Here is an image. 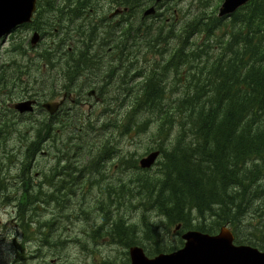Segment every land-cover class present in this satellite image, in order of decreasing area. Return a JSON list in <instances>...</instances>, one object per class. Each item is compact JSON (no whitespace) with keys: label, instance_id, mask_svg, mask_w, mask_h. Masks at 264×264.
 Returning a JSON list of instances; mask_svg holds the SVG:
<instances>
[{"label":"trees","instance_id":"obj_1","mask_svg":"<svg viewBox=\"0 0 264 264\" xmlns=\"http://www.w3.org/2000/svg\"><path fill=\"white\" fill-rule=\"evenodd\" d=\"M96 1L40 0L43 15L39 19L44 21L45 30L58 28L62 32L61 42L69 40L77 44L82 40L83 46L77 49L80 56L72 51L68 56L71 60L62 67L79 68V75L84 69L93 87L102 93L109 91L105 86L114 78L117 67L126 69L128 65L127 71L119 74L120 79L129 77V73L131 78L143 77L136 89L130 87L129 130L136 125L140 126L139 132L152 129L147 149H159L161 160L157 173L145 178L138 172L131 179L145 184L143 190H136L138 197L141 196L137 202H144L141 207L145 238L140 240L134 236L131 221L124 218L114 221L111 237L126 248L142 245L144 241L153 242L143 246L149 256L179 249L183 240L161 247L159 228L155 230L150 214L157 212L165 218L164 232H171L180 225L178 234L189 229L214 234L229 225L236 230V243L241 244L238 237H241V222L247 214L264 216V0H252L233 15L222 18L218 17L217 8L223 0H215L211 13L194 14L182 26H178L179 13H173L171 22L165 16L180 0L159 3L156 0H114L118 7H128L123 16H127L128 26L103 27L92 18H89L91 24L77 25V14L89 5L93 6L92 10L96 9ZM150 5L155 6L157 12L145 17L143 12ZM65 14H68L67 19ZM151 18L154 23L149 22ZM32 24L40 28L35 19ZM175 39L176 45L173 44ZM148 54L157 61L147 67L145 73L137 63ZM105 57L109 60L102 62ZM45 61L49 68V57ZM70 72H66V76ZM50 74L33 75V89L42 90L36 88V84L61 82L60 75ZM97 82L103 85L96 86ZM27 85L26 80L25 87ZM124 102L125 97L109 99L106 111L115 110L112 105L122 108ZM79 113L77 110L76 115ZM58 124L50 119L49 123L29 126L35 134L29 142L28 129L25 134L28 142L25 151L30 153L27 158L33 160L34 151L42 149L46 126L48 136L58 134L67 126L74 128L78 140H71L73 151L106 153L97 158V167L112 157L111 151H116L113 141L101 132L109 127L118 128V122L95 125L85 120L78 126L70 119ZM137 167L142 173L150 171ZM126 192L130 201L123 203H129L132 210L137 203L131 200L133 193ZM0 194L6 198L0 205L11 202L8 191H0ZM255 206H259L256 211ZM259 233L261 228L247 237L252 245L264 250V238L259 237ZM256 235L260 239H255Z\"/></svg>","mask_w":264,"mask_h":264},{"label":"rangeland","instance_id":"obj_2","mask_svg":"<svg viewBox=\"0 0 264 264\" xmlns=\"http://www.w3.org/2000/svg\"><path fill=\"white\" fill-rule=\"evenodd\" d=\"M100 1L102 4L106 5L107 8L110 7L111 0ZM214 1L215 0H180L177 5H172L171 9L167 8L169 11L165 14V16L168 17V22H171L173 13H179L180 22L178 23V26H182L187 20L191 19L194 14H198L200 12H206L207 14L211 13V4L214 3ZM221 4L222 2L220 3V6ZM152 6L153 5H150V7ZM220 6H218L217 8V13ZM92 7L93 6L89 5L85 7V9H83L84 12H80V20L78 19L75 22L77 25L91 24L89 18H92L94 20L91 14ZM116 7L117 5L114 4V7L109 10V12L114 11ZM140 16H142V12ZM125 18H127V16ZM154 21V18H151L149 20L150 23H154ZM124 24L125 26H128L129 21H125ZM121 27H118L117 29H120ZM50 32L54 33V30H50ZM46 40V43L44 42L40 47V50L38 51L39 55L49 46L51 42L49 39ZM65 43L66 44L64 46H60L58 50L51 48L49 53L50 70L61 68L63 66V63H58L57 61L61 56L65 55L70 57L72 51L77 53V49L83 46L82 40H80V43L77 44H75L74 41H67ZM173 44H177L176 39L173 40ZM36 57H38V55H36ZM156 61L157 58H155L152 54H148L145 56V58H141L137 64H139L140 68L146 73L147 67L152 66ZM127 63L129 64V62ZM127 66L126 69L120 68L119 70H117L114 78L110 79V84L105 86V88L108 87L109 91H104V93H102L101 90H98V94L96 97L88 96V92L91 88H94V84L91 83V80L85 73L84 69L80 73V82L83 83L82 87H84V98L87 99L88 104L85 107L75 106L74 108L81 109L82 115L79 116L81 114L79 113L78 115L71 117L70 119H72V122L76 123V125L78 126L82 125L83 121L85 120H88L95 125L106 121L118 122V128L114 129L112 127H109L107 131L101 132L105 134L106 139L108 136L109 139L113 141L116 151H111L113 152L112 157L106 159L105 162L98 167L97 158L100 155L104 156L106 153L102 151H79L77 163L74 164L78 169L76 177L80 176L82 170L86 172V168H89L90 170L92 169L94 172L91 173V171H89L88 174L84 178H82V185L80 187L66 186L62 191L66 200L79 198L87 199L86 203L90 204L91 210L96 211V214H94L93 216L97 220L98 229L100 227H109L105 226V219H112V221L114 222L115 220L124 218L131 221V224L133 225L132 231L135 232L133 235H136L138 239L142 240L143 238H145V232L142 228V226L144 225V212L143 207H141L144 202H137L138 199L141 198V196L139 195L138 197L136 190H143L145 184L144 182L137 183L135 181H131V179H134L137 176L138 172H140L141 176L145 178L149 175L157 173V170L159 168L158 162L161 160V157L158 159L155 165L151 167L148 173H142L139 167H137L140 164V160L152 152V150L148 151L147 149L150 145L149 136L152 129L150 131H145V129L139 132L140 126L136 125L132 126V129L129 130L130 108L128 104L131 100L130 87L132 86L133 90L136 89L137 85L142 83L143 77L137 78V76H134L133 78H131V73H129V77L120 79L119 74L126 72ZM131 70V72H135V70ZM50 75L59 74H57V71H55ZM26 80L28 81L27 89H33L32 76ZM100 85H103V83H96V86ZM23 95V91L19 92L17 89V96L20 98ZM123 97H125V102L122 108L121 106L112 105L111 107L115 110L106 111L109 99L117 98L119 100H122ZM42 119L45 120L44 117H41L40 115L36 116V114L31 115L26 113L24 115L18 116L16 118L18 151H0V166L3 169L2 175L6 174L10 177L7 178L6 181L9 184L7 197L11 200V202L6 203L5 205H0V264H36V261L40 260L38 257H41L47 264H50L51 258L54 257L59 258V264L130 263L129 248H126L123 245H119L118 243L113 241V239H110L109 242H105L107 236H103L97 240V248L95 245L92 252H88L79 245L76 246L72 242L69 243L68 246H66L59 255V252H57L56 250H53L54 253H48L46 250H39L40 254L36 258L37 260L33 259V253L38 250L34 245L35 242H32V244L25 252H22L20 249H17L15 247L14 236L16 234L14 224L12 223V212L14 204L12 200L15 194L19 195L20 193V190H17L18 186L15 184L19 183L20 180H14V178L20 174L19 168L21 167V165H25L26 168H30V171H32V177L36 179L35 172H42L43 170H47L49 172L52 167L58 166V162L60 159L56 156L64 157L62 151H73L71 140H78L76 130L70 126H67L66 128L60 129L58 134H53L51 136H48L47 140H43L42 147L46 151H48L49 154H52V158H45L44 155L42 156V153H38L35 156L34 160H32L31 158H27L30 157V153L25 151L26 144L31 138L34 137L35 134V130L29 126L33 124H42ZM139 119L142 120L144 119V117H140ZM54 122L55 125H59L58 123L68 122V120ZM47 123H49V120L47 121ZM27 129L29 130L28 142L25 139ZM10 138L11 136L7 138V135L1 136V143H5L7 141L9 143ZM57 151H60V154H57ZM74 152L76 151H73V153ZM67 163L68 161L66 160L65 165H67ZM60 165H62V163H60ZM126 190L131 191L130 194L132 195L133 193V196L137 194L136 198H133V196L131 197V200L134 199L135 201L133 202L137 203V206L136 204H133L132 210L128 207L129 203H123L126 201H130V195H127ZM4 201H6L5 196L3 194H0V204H3ZM76 203L77 202H66L65 206H72ZM50 208H53V206H50ZM72 208H69L67 210H71ZM258 208L259 206H255L253 207V210L256 211ZM40 209H44L43 206H40ZM31 212H34V210H29V213ZM48 213L49 212L47 210L45 215ZM150 214L152 217V223L154 226H156L155 230L157 231V229L159 228L158 234L159 239L162 243L161 247H170L173 244H178L180 240H183L182 234L187 230L180 234H178L177 232L175 233L174 228L171 230V232H164L162 228L165 227V218L159 216L157 212H151ZM241 226H243V230L240 233L241 237H238L239 241L242 242L241 244H254L247 236L255 234L257 231H259L260 228L261 234L259 233L258 235L259 237L264 238V216H260L259 214H251L250 212V214H247V218H245L241 222ZM79 228L80 226L76 227V229ZM229 228L233 229L237 237L236 230L231 226H229ZM160 234L163 236L162 239ZM258 235L254 236L255 239H260ZM76 238L80 239L79 237ZM66 240H68L67 236ZM20 242L21 238L18 239L19 244ZM248 242L249 244H247ZM151 243L153 242L144 241L141 242L142 245L140 246H149L151 245ZM183 244L184 241H182V245Z\"/></svg>","mask_w":264,"mask_h":264},{"label":"flooded vegetation","instance_id":"obj_3","mask_svg":"<svg viewBox=\"0 0 264 264\" xmlns=\"http://www.w3.org/2000/svg\"><path fill=\"white\" fill-rule=\"evenodd\" d=\"M39 1L32 18L33 20L30 23L16 27L0 39V151H18L16 118L26 113L19 112L14 107V104L21 101L35 100L36 103L34 104L33 111L28 113L44 117L45 120L42 119V123H46L50 119L58 122L69 121L71 117L76 115L77 110H80L81 113V109H76L74 108L75 106L85 107L88 104L87 99L84 98V94L78 92V90L84 89L80 86V75L77 72H80L79 68L70 67L71 69H68L67 66H64L51 71L48 68V63L45 60L49 57L51 48L58 50L67 41L61 42L62 32H59L58 28L55 29L54 33L43 28L44 21L39 19L43 15ZM65 1L78 3L85 0ZM96 2H98V5H96V9L91 10V14L94 21L98 22L100 26L118 28L127 21L123 18L124 13L116 16L113 15L117 9L122 10V8L117 6L114 11L109 12L114 7V0L111 1L109 8L102 4L100 0ZM55 16L56 14H53V17ZM64 16L67 19L68 14ZM34 19L40 25V28L34 27L32 24ZM35 33L39 34L40 39L36 44H33L32 39ZM46 39H49L51 42L39 55L38 51L42 44L46 43ZM75 55L80 56V53H75ZM67 60L71 59L65 55L59 59L61 63H65ZM108 60L105 57L102 62ZM119 69L120 67H117L116 71ZM69 70L71 72L66 76V72ZM55 71L60 75V83L50 84L45 82L43 84H36V88H41L42 90L27 89L25 87L26 79H29L31 76H48L51 72L54 73ZM19 83H21L20 88ZM17 89L19 92L23 91L24 95L20 98L17 96ZM90 91H95V94L90 95L89 93L91 92H88V96H97V89L91 88ZM61 101L62 103L54 114H51L44 107V104L47 102ZM8 129L11 136L10 142L1 143V136L7 135ZM43 135L44 139L47 140V126ZM27 152L29 153V151ZM62 152L64 157L56 156L60 159L58 166L52 167L49 172L47 170H43L42 172L37 171L35 172L36 179H34L30 168L21 165L19 168L20 174L14 178V180H20L19 183H15L14 181L20 193L19 195L15 194L12 200L14 203L12 223L14 224L16 234L14 236V245L17 249L25 252L32 242H35L34 245L38 250L33 253V259L39 256V250H46L48 253H54L53 250H56L59 252V255L72 242L76 246L79 245L88 252H92L97 240L101 237L107 236L105 242L113 239L111 237L114 234V222L112 219L104 220L105 226L109 227H100L98 229L97 220L93 216L96 214V211L91 210L90 204L86 203V198L65 199L62 190L66 186L80 187L82 185V178L89 171L91 173L94 171L86 168V172L81 171L80 176L76 177L78 169L74 164L77 163L79 151L74 153L73 151ZM38 153H42V156L44 155L45 158H52V154H49L48 151H41L37 148L34 151V155L36 156ZM57 154H60V151H57ZM65 159L68 161L67 165H65ZM2 173L3 169L0 166V191H9V184L6 179L10 177L6 174L2 175ZM66 202L77 203L72 206H65ZM40 206H43L44 209H40ZM50 206H53V208H50ZM69 208L72 209L67 210ZM29 210H34V212L29 213ZM47 210L49 213L45 215ZM77 226H80V228L76 229ZM66 236L68 240H66ZM76 237H79L81 240ZM19 238H21L20 244L18 243ZM113 241L118 243L114 239ZM38 258L40 260L36 259V264H47L41 257ZM50 264H59V258H51Z\"/></svg>","mask_w":264,"mask_h":264},{"label":"water","instance_id":"obj_4","mask_svg":"<svg viewBox=\"0 0 264 264\" xmlns=\"http://www.w3.org/2000/svg\"><path fill=\"white\" fill-rule=\"evenodd\" d=\"M163 0H156L157 3ZM252 0H223L218 17H229ZM37 9V0H0V39L16 27L30 23ZM125 11L128 8L124 9ZM123 12L117 9L114 14ZM155 6L145 10L144 16L156 14ZM113 16V15H112ZM40 39L35 33L32 39L36 44ZM95 94L92 91L90 95ZM36 101L27 100L14 104L21 113L33 111ZM61 102H47L44 107L54 114ZM160 150H154L140 160L144 169L151 168L160 157ZM180 229V225L177 227ZM185 244L172 252H162L150 257L145 249L135 245L130 248L131 264H264V251L258 247L237 244L231 228L221 227L219 233L209 234L199 230H189L182 235Z\"/></svg>","mask_w":264,"mask_h":264},{"label":"bare ground","instance_id":"obj_5","mask_svg":"<svg viewBox=\"0 0 264 264\" xmlns=\"http://www.w3.org/2000/svg\"><path fill=\"white\" fill-rule=\"evenodd\" d=\"M72 12V11H71ZM84 12V11H83ZM68 13H69V10H68ZM73 14V12H72ZM84 14V13H83ZM79 14H77V17H78ZM80 18V17H79ZM82 18V17H81ZM72 19V18H71ZM76 19V18H75ZM77 20V19H76ZM80 20V19H79ZM71 21V20H70ZM73 23V22H72ZM71 24V23H70ZM74 24V23H73ZM49 26V24H47ZM48 28V27H47ZM49 29V28H48ZM108 137V136H107ZM111 137V136H110ZM109 139V138H108Z\"/></svg>","mask_w":264,"mask_h":264}]
</instances>
